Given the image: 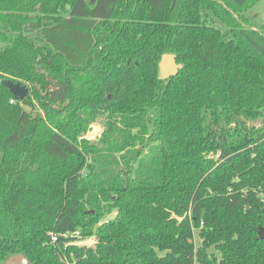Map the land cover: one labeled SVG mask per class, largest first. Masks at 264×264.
I'll return each instance as SVG.
<instances>
[{
  "label": "trees",
  "instance_id": "trees-1",
  "mask_svg": "<svg viewBox=\"0 0 264 264\" xmlns=\"http://www.w3.org/2000/svg\"><path fill=\"white\" fill-rule=\"evenodd\" d=\"M259 1L0 0V264H264Z\"/></svg>",
  "mask_w": 264,
  "mask_h": 264
},
{
  "label": "water",
  "instance_id": "water-1",
  "mask_svg": "<svg viewBox=\"0 0 264 264\" xmlns=\"http://www.w3.org/2000/svg\"><path fill=\"white\" fill-rule=\"evenodd\" d=\"M96 0H91L95 2ZM160 78L163 80L169 77H174L177 75L179 70L182 68L180 64L176 63L175 57L171 54L162 55L159 64ZM0 85L8 90V92L13 96L14 99L23 101L29 92V88L22 85L21 82H14L8 78H3L0 80ZM258 236L264 238V226L259 228ZM5 264H25V259L21 255L10 257L6 260Z\"/></svg>",
  "mask_w": 264,
  "mask_h": 264
},
{
  "label": "rangeland",
  "instance_id": "rangeland-1",
  "mask_svg": "<svg viewBox=\"0 0 264 264\" xmlns=\"http://www.w3.org/2000/svg\"><path fill=\"white\" fill-rule=\"evenodd\" d=\"M251 13H252V18H253L254 23L258 27L263 26L264 25V0H260L259 2H257L252 7ZM216 25H218V23H216ZM220 28L223 29L222 27ZM253 44L264 57V48L256 43H253ZM252 124L257 126L259 125V122L250 123V125ZM102 130H103L102 123L100 121H97L96 123H93L90 126L89 131L86 134V138L90 141H94L100 135Z\"/></svg>",
  "mask_w": 264,
  "mask_h": 264
},
{
  "label": "built area",
  "instance_id": "built-area-1",
  "mask_svg": "<svg viewBox=\"0 0 264 264\" xmlns=\"http://www.w3.org/2000/svg\"><path fill=\"white\" fill-rule=\"evenodd\" d=\"M69 236V238L73 239V241H71L69 244L72 245H77V246H87V247H94L97 243L96 238L95 237H90L87 239H81L80 235L78 232L72 233V234H64L62 237H67ZM59 237H57L56 235H51V242H56L57 239Z\"/></svg>",
  "mask_w": 264,
  "mask_h": 264
},
{
  "label": "crops",
  "instance_id": "crops-1",
  "mask_svg": "<svg viewBox=\"0 0 264 264\" xmlns=\"http://www.w3.org/2000/svg\"><path fill=\"white\" fill-rule=\"evenodd\" d=\"M233 2H235V3H241L243 0H232Z\"/></svg>",
  "mask_w": 264,
  "mask_h": 264
}]
</instances>
